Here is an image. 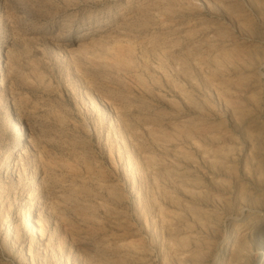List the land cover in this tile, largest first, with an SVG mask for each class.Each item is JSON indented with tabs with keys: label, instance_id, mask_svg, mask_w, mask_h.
<instances>
[{
	"label": "rangeland",
	"instance_id": "obj_1",
	"mask_svg": "<svg viewBox=\"0 0 264 264\" xmlns=\"http://www.w3.org/2000/svg\"><path fill=\"white\" fill-rule=\"evenodd\" d=\"M0 264H264V0H0Z\"/></svg>",
	"mask_w": 264,
	"mask_h": 264
},
{
	"label": "bare ground",
	"instance_id": "obj_2",
	"mask_svg": "<svg viewBox=\"0 0 264 264\" xmlns=\"http://www.w3.org/2000/svg\"><path fill=\"white\" fill-rule=\"evenodd\" d=\"M223 258V257H222Z\"/></svg>",
	"mask_w": 264,
	"mask_h": 264
}]
</instances>
